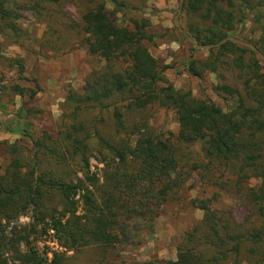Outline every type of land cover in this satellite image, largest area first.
<instances>
[{"label":"trees","instance_id":"obj_1","mask_svg":"<svg viewBox=\"0 0 264 264\" xmlns=\"http://www.w3.org/2000/svg\"><path fill=\"white\" fill-rule=\"evenodd\" d=\"M106 1L127 12L117 0H94L79 15L82 44L104 66L90 76L82 93L70 91L67 98L75 104L74 119L81 111L96 112L92 125L73 123L54 139L23 130L31 148L23 140L7 146L9 164L0 168V264H62L57 254L51 260L40 256L30 241L39 226L42 233L52 231L66 251L140 245L152 233L161 209L177 200L190 178L203 191L216 192L211 200L190 202L203 217L179 241L176 259L132 264H264V68L259 66L264 61L230 41L206 50L204 61L193 59L201 51L192 48L186 69L193 78L213 74L223 79L221 71L228 69L237 70L243 80L251 104L241 98L225 112L190 91L176 90L164 75L167 68L144 44L153 40L150 21L122 20L116 25ZM60 6V0H0V38L20 44L26 34L19 24L24 13L47 17L50 9L57 27L64 17ZM182 11L209 20L207 27L186 31L200 46L218 44L248 20L264 25V0H188ZM260 31L264 35V26ZM51 41L42 42V49ZM261 43L252 44L264 55V39ZM8 62L24 73L20 60ZM7 89L20 98L35 97L19 84L0 86V92ZM218 89L228 93L230 88L222 84ZM153 109L173 113L175 137L156 136L144 118L134 120ZM105 115L111 117L116 136L126 139L104 136L100 128ZM92 152L104 164L101 179L90 172ZM223 193L244 211L241 222L231 210L212 208L211 202ZM29 213L30 225L15 224Z\"/></svg>","mask_w":264,"mask_h":264},{"label":"rangeland","instance_id":"obj_2","mask_svg":"<svg viewBox=\"0 0 264 264\" xmlns=\"http://www.w3.org/2000/svg\"><path fill=\"white\" fill-rule=\"evenodd\" d=\"M117 1L125 5L127 12L116 9L109 1L105 2L107 11L113 13L112 20L116 25L122 20L127 21L126 23L141 18L150 21L148 33L153 40L144 44L152 57L167 68L164 75L176 90L190 91L195 98L209 100L225 112L234 109L242 99L245 101L244 104H251L246 98L243 80L239 78L237 70L235 72L222 70L223 79L207 74L202 80H198L188 74L186 64L192 56V48L195 47L191 39L179 35L180 32L174 24L179 0ZM186 1L188 0H183V4ZM60 3L64 17L60 16L58 28L52 25L50 9L47 17H35L30 13H24L19 24L26 34L20 44L14 45L12 41L0 38V86L10 87L19 84L35 92L33 99H28V95L20 98L8 89L0 92V168L2 170L9 164L7 146L23 140L31 148L32 143L22 136L23 130L36 138L48 133L54 139L58 133L67 130L73 123L83 122L88 126L92 125L96 112L81 111L74 119L72 112L75 104L67 98L70 91L82 93L90 76L104 66L103 61L98 57L87 53L81 35L77 33L80 28L79 15L94 6V0H60ZM179 21L181 28L186 32L190 26L207 27L209 20L206 21L198 12L182 11ZM263 26L254 25L248 20L238 25L229 36L261 46L264 35L260 30ZM53 28H57L56 31ZM48 40L52 41L42 49V42ZM199 51L201 52L195 53L193 59L206 60L208 58L206 50ZM245 58L249 60V56ZM8 60H20L24 66V73L20 75L18 67L14 64L11 67ZM259 66L264 68V63L261 62ZM222 84L230 88L228 93L218 89ZM111 103L105 101L103 104ZM22 104L25 105L21 111ZM16 115H19L20 119ZM140 118L145 119L156 136L175 137L178 132L175 117L170 111L153 109L134 120ZM100 130L108 138L126 139L125 135L116 136L109 115H105V122ZM92 153L89 160L90 172L101 179L104 164L98 162L95 152ZM76 171L78 178H81L77 168ZM250 184L255 186L256 181L252 180ZM215 192L216 190L212 188L203 191L196 179L190 178L184 191L176 197L177 200L167 203L161 209L155 219L152 233L143 236L140 245L118 246L107 250L91 247L66 251L60 246L52 231L42 233V226L30 236V241L40 256L51 260L52 255L57 254L62 264H132L155 259L174 261L179 241L185 233L191 232L203 217V213L194 208L190 202L211 200ZM211 203L213 209L231 210L237 222L244 219V211L225 193L221 194L219 201ZM80 209L81 207H78L79 216L82 214ZM46 222L50 224L48 220ZM31 223L29 213L20 217L15 224L26 226ZM15 224H11L9 230ZM20 251L23 252L24 249L21 248Z\"/></svg>","mask_w":264,"mask_h":264},{"label":"water","instance_id":"obj_3","mask_svg":"<svg viewBox=\"0 0 264 264\" xmlns=\"http://www.w3.org/2000/svg\"><path fill=\"white\" fill-rule=\"evenodd\" d=\"M182 7H183V0H179V6H178V10L176 12V16L174 18V24H175L176 28L178 29V31L180 33L186 34L187 36H189L191 38V40H192V42L194 44V47L196 49H198V50H209V49H212V48H218L220 45L230 41V42H233V43L238 44L240 46H243V47L251 49L253 52L256 53V55L258 56L259 59L264 61V56L262 55V53L256 47H254L252 44L243 42L241 40H238V39L230 37V36L225 38V39H223L218 44H215V45H212V46H200V45H198L197 41L188 32H185L180 26L179 19H180V15L182 13Z\"/></svg>","mask_w":264,"mask_h":264}]
</instances>
